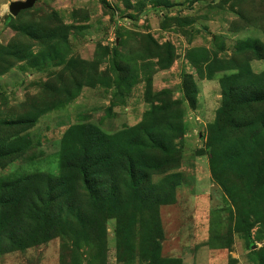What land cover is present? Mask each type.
<instances>
[{
  "label": "rangeland",
  "instance_id": "1",
  "mask_svg": "<svg viewBox=\"0 0 264 264\" xmlns=\"http://www.w3.org/2000/svg\"><path fill=\"white\" fill-rule=\"evenodd\" d=\"M15 1L0 264H264V0Z\"/></svg>",
  "mask_w": 264,
  "mask_h": 264
},
{
  "label": "water",
  "instance_id": "2",
  "mask_svg": "<svg viewBox=\"0 0 264 264\" xmlns=\"http://www.w3.org/2000/svg\"><path fill=\"white\" fill-rule=\"evenodd\" d=\"M36 0H26V1H15L9 6V10L13 15H16L20 10L29 8L33 6Z\"/></svg>",
  "mask_w": 264,
  "mask_h": 264
},
{
  "label": "trees",
  "instance_id": "3",
  "mask_svg": "<svg viewBox=\"0 0 264 264\" xmlns=\"http://www.w3.org/2000/svg\"><path fill=\"white\" fill-rule=\"evenodd\" d=\"M61 166H62L63 171H65L66 168H69L68 160L65 158V153H64V155L62 154V165ZM31 237H33V234H31ZM51 237H52V235L50 234L48 239H50ZM32 242L33 241H31V243ZM27 245H29V244H27ZM27 247H30V245Z\"/></svg>",
  "mask_w": 264,
  "mask_h": 264
}]
</instances>
